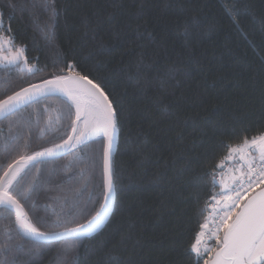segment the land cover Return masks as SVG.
<instances>
[{
    "label": "trees",
    "instance_id": "1",
    "mask_svg": "<svg viewBox=\"0 0 264 264\" xmlns=\"http://www.w3.org/2000/svg\"><path fill=\"white\" fill-rule=\"evenodd\" d=\"M0 13L3 28L10 27L29 63L41 69L28 76L0 68V99L60 68L67 73L72 63L104 80L122 111L115 201L105 225L67 251L63 242L41 248L12 233L25 249L16 264H201L191 244L219 187L212 186V169L228 145L264 133V0H53L47 8L45 0H0ZM65 104L63 97H48L25 115L39 108L43 125L58 110L66 113ZM0 129L2 174L16 150L4 154L7 120ZM56 135L38 141L34 129L29 152ZM70 159L37 165L46 182L22 201L33 219H54L44 206L59 212L57 196L83 207L91 194L90 213L99 208L95 179L84 187L90 173L81 178L86 162L65 170ZM10 220L13 214L0 216V245Z\"/></svg>",
    "mask_w": 264,
    "mask_h": 264
},
{
    "label": "snow or ice",
    "instance_id": "2",
    "mask_svg": "<svg viewBox=\"0 0 264 264\" xmlns=\"http://www.w3.org/2000/svg\"><path fill=\"white\" fill-rule=\"evenodd\" d=\"M49 2L53 0H45V8ZM9 7L14 9L15 4ZM52 11L55 12L54 7ZM10 33V27L3 28L0 13V68H15L28 76L41 71L29 63L26 48L16 46ZM67 68V74L60 68L53 72L51 79L31 83L0 99V120L8 121L2 151L7 156L11 150H16L15 158L0 174V216L15 214L14 222L10 220L4 228L5 242L0 245V256L4 259L0 264H16V255L25 250L24 244L14 240L12 233H16L19 241L33 242L41 248H46L50 242H63L62 250L67 251L75 249L89 234L96 233L109 214L116 181L113 143L122 126V111L110 99L104 80L81 74L72 63ZM50 96L66 100V113L58 110V114L54 118L49 115L43 125L39 108L25 115V110ZM44 111L48 112V108ZM65 118L70 124L62 123ZM61 127L63 132H60ZM34 129L38 130V141L50 133L58 135L51 141L44 140L39 150L29 152ZM2 131L0 129V133ZM93 142L95 149L90 148ZM85 149L89 151L82 155ZM63 156L71 157L63 166L65 170L86 162L87 167L80 170L81 178L84 179L86 171L90 173L84 187L88 180L95 179L94 187L100 190L102 198L99 208L94 214L90 213L89 204L94 206L96 202L91 194L83 207L78 199L69 205L67 197L57 196L54 199L61 204L59 212L52 205L44 206L45 212L52 209L54 219L35 216V203L32 205L33 219L24 210L22 201L30 200L32 193L46 182L42 168L37 165L54 163ZM226 167L229 171H225ZM33 168H36L35 173H32ZM217 176H220L219 181ZM211 177L213 188L219 183L221 190L211 197L215 202L211 225L205 217L191 244V252L198 258L207 256L204 264H264V133L228 145L227 153L212 169ZM67 179L71 180L72 176ZM212 239L216 241L215 247L208 246Z\"/></svg>",
    "mask_w": 264,
    "mask_h": 264
},
{
    "label": "water",
    "instance_id": "3",
    "mask_svg": "<svg viewBox=\"0 0 264 264\" xmlns=\"http://www.w3.org/2000/svg\"><path fill=\"white\" fill-rule=\"evenodd\" d=\"M64 74H67V73H64ZM51 78H52V77L47 78V79H51ZM42 81H43V80H42ZM40 82H41V81L36 82V83H40ZM26 87H27V86H26ZM50 97H57V96H50ZM117 146H118V134H117V137H116V139H115V141H114V143H113L112 161H113V158H114V156H115V154H116ZM257 190H258V189H257ZM246 199H247V198H246ZM114 201H115V190H114L113 196H112L111 201H110L109 214L105 217L104 223L100 226L99 229H97V232H98V231H99V230L105 225L106 221L108 220L109 216L111 215L112 210H113V207H114ZM14 220H15V214L13 213V222H14ZM93 234H95V233H93ZM93 234H89L87 237H89V236H91V235H93ZM50 243H52V242H50Z\"/></svg>",
    "mask_w": 264,
    "mask_h": 264
},
{
    "label": "built area",
    "instance_id": "4",
    "mask_svg": "<svg viewBox=\"0 0 264 264\" xmlns=\"http://www.w3.org/2000/svg\"><path fill=\"white\" fill-rule=\"evenodd\" d=\"M229 168H225V171H228ZM219 181V180H218ZM219 187H218V190L217 192H219L221 190V185L218 183ZM247 197H245L246 199ZM215 202L212 201L211 199H209L207 205H206V209H205V217H208L209 218V224L211 225V216H212V212H213V209H212V205L214 204ZM204 223V221H203ZM205 239H207V237H205ZM212 240H215V239H212ZM211 241V240H210Z\"/></svg>",
    "mask_w": 264,
    "mask_h": 264
},
{
    "label": "flooded vegetation",
    "instance_id": "5",
    "mask_svg": "<svg viewBox=\"0 0 264 264\" xmlns=\"http://www.w3.org/2000/svg\"><path fill=\"white\" fill-rule=\"evenodd\" d=\"M208 246L215 247L216 241L215 240L208 241ZM207 258H208L207 256H205L204 258H200L201 264H204V259H207Z\"/></svg>",
    "mask_w": 264,
    "mask_h": 264
},
{
    "label": "rangeland",
    "instance_id": "6",
    "mask_svg": "<svg viewBox=\"0 0 264 264\" xmlns=\"http://www.w3.org/2000/svg\"><path fill=\"white\" fill-rule=\"evenodd\" d=\"M16 45V44H15ZM16 46H20V45H16ZM23 47V46H20ZM227 179V177H225ZM218 180H220V176H218ZM202 249H203V245H201Z\"/></svg>",
    "mask_w": 264,
    "mask_h": 264
},
{
    "label": "crops",
    "instance_id": "7",
    "mask_svg": "<svg viewBox=\"0 0 264 264\" xmlns=\"http://www.w3.org/2000/svg\"><path fill=\"white\" fill-rule=\"evenodd\" d=\"M229 171V170H228Z\"/></svg>",
    "mask_w": 264,
    "mask_h": 264
}]
</instances>
